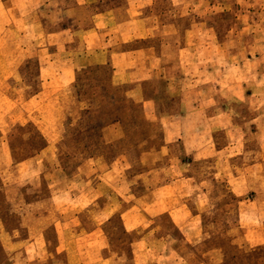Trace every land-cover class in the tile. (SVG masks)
Segmentation results:
<instances>
[{"label":"rangeland","instance_id":"obj_1","mask_svg":"<svg viewBox=\"0 0 264 264\" xmlns=\"http://www.w3.org/2000/svg\"><path fill=\"white\" fill-rule=\"evenodd\" d=\"M82 1L52 0V6L41 12V20L18 23L25 31L40 34L34 39L17 38L13 31L19 30L17 23H10L13 33L8 43L25 49L14 53L25 61L18 73L11 71L10 86L1 84L5 75L0 70V96L10 116L0 118L7 125L29 121L36 131L31 139L49 144L21 166L19 181L9 184L6 196L11 212L20 220H31L34 204L43 214L52 253V224L73 220L76 211L89 206L99 193L98 207L135 206L141 213L147 209L146 224L155 227L156 238L180 237L165 211L174 212L186 239L195 234L197 242L192 245L186 241L170 245L176 252L170 253L166 264H264V0H158L146 10L152 20L138 23L131 16L139 10L137 4L125 7L126 0H99L103 5L96 6L97 0H88L94 3L79 5ZM115 4L122 5L119 13L130 16L131 26L142 38L126 45L127 50L153 45L154 52L167 54L168 70L157 71L159 63L154 59L155 75L138 87L156 102L147 109L149 119L140 102L129 99L134 86L114 81L110 64L100 68L81 64L86 55L81 50L82 30L100 24L90 21L97 10L106 18L115 15ZM164 11L208 20H201L202 24L192 18L182 23L170 20L167 34L159 36L161 23L155 16ZM177 24L179 29H189V36L178 33ZM48 31L52 37L42 36ZM92 39L85 37L89 43ZM185 44L192 51L180 59ZM131 58L135 56L125 51L124 60ZM72 74L73 81L66 84ZM214 87H222V97L231 100L199 101L211 96ZM87 95L102 99L103 117L89 122L82 118L89 104ZM111 97L123 100L120 108L114 107ZM181 98L187 100L184 110ZM197 105L203 107L199 112L193 111ZM29 111L30 117H24ZM201 111L220 113L216 124L227 126L225 133L214 137L209 118L197 116ZM181 112L192 117H183L190 145L212 146L216 139L219 146L228 144L226 150L215 158L212 151L194 146L184 150L179 132L170 133L182 127ZM22 187L25 193H18ZM84 213L80 215H89ZM106 230L112 252L120 249L127 254L130 237L120 220L112 219ZM0 234L7 231L0 229ZM5 252L10 253L6 248ZM51 263L52 259L42 264Z\"/></svg>","mask_w":264,"mask_h":264},{"label":"crops","instance_id":"obj_2","mask_svg":"<svg viewBox=\"0 0 264 264\" xmlns=\"http://www.w3.org/2000/svg\"><path fill=\"white\" fill-rule=\"evenodd\" d=\"M97 1L98 2L95 3L96 6L103 5L99 0ZM157 2L158 0H152L151 2L149 0H126L124 6L131 7L135 4L139 5L140 8L134 15L130 13L132 18L137 17L134 20L138 23L152 20L153 15L148 14L146 10ZM93 3L94 1L83 0L79 2V5H90ZM50 6H52V0H33V2L30 0H0V70L3 71L5 75L2 78V85L10 86V84H12L14 72L11 71L16 70L18 73V70L23 64L22 62L25 61L24 58L14 56V53L17 52L22 54L25 52V49L22 47L10 46L8 43L11 37L10 34L14 31L17 38H36L38 35H36L35 31H25V29L19 27L18 23L30 22L31 20L35 22L37 18L39 20L41 12L46 10V7ZM115 6H118L112 10L113 13L115 12V15L112 14L110 18H106L102 11L98 12L97 10V12H94L90 21H97L100 24L98 26L94 25L90 29L82 30L81 50L82 53H86V55L83 54L84 61H82L81 64L83 68L90 66L100 68L110 64L109 66L113 69L112 78L114 81L120 79L121 81H118V83L134 86V88L129 91V99L134 103L140 102V107H142L144 115L146 116L145 118L149 119V117H147V109L150 111L156 102L153 96L144 95L143 91L138 87L149 80L152 75H155L152 68L154 59H158L159 66L156 68L157 71H162L164 68L168 70L169 65L166 60L167 54L165 50L154 52L153 45L149 47H135L131 50H127L125 48L126 45L137 43V41L142 38L137 36L134 31L135 29L131 26L132 19L130 16L119 13L122 5L115 4ZM143 8H145V10ZM151 9H149L150 12ZM48 12H52V10L49 9ZM167 13L168 12L164 11L155 16L156 20L161 23L159 27V36H162L164 33L167 34L166 31L170 28H168V26H170L168 24L170 20H173L175 23H182L183 21L191 20V18L193 22L199 21L200 23L201 20H208V18H196L194 15L191 17L185 13L181 15L178 14L177 16H171ZM108 21L114 24H110ZM10 23H17L19 30L11 29ZM177 27L178 33L182 32L184 38L189 36V29L183 28V25L181 26L183 29H179V24H177ZM193 28L194 26L192 29ZM42 36H48V38H50L52 37V31H48L44 34L42 32ZM88 36L93 37L91 43H89V40L85 41V37ZM38 37H40V34ZM19 48L20 50H18ZM190 50L192 51L189 44L182 46L179 50L180 59H185V55H189ZM125 51H129L130 55L135 56V58H131L129 62H126L124 60ZM181 65H183V63L180 61V66ZM183 67H185V62ZM72 81L73 74L70 75V79L66 84ZM216 88L217 87H214V92L211 96L202 97L199 101L202 103L206 101L215 102L219 98L222 101L231 100L229 97H222V93L225 91L222 87L221 89ZM220 94L221 97L216 99ZM98 98L99 97L95 95H91V97L87 95L86 100H88L87 102H89V104L87 105V109L81 113L83 115L82 118H88V122L91 119L96 120L103 117L104 109H102V105L99 103L102 102V99ZM4 101L5 98L0 96L1 118L10 117L9 111L4 107ZM111 102L115 105H113L114 107L117 106L120 108V103L123 102V100L117 97H111ZM179 102L182 110L188 105L186 104L187 100L185 98H181ZM199 106L200 107L197 105L193 111L199 112V110L203 109L202 105ZM30 114H32V112H25L23 116L29 118ZM203 114L208 117L213 124L209 132H211L214 137L219 132L225 133L227 126L218 128L216 124V118L222 116L220 113H208L203 111L202 114H198L197 116L202 117ZM179 115L182 116L183 119L182 127H175L170 133L175 130L179 132V138L182 139L181 144L184 150H192L190 146H194L198 149H205L209 152L212 151L211 153L213 156L211 158H215L218 154L223 153L222 150H226L225 146H228V144L219 146L216 139L212 142V146L210 143L200 146L190 145L191 143L187 138L188 134L186 135L188 130L187 128L183 129V124L186 121L183 117L187 116L189 118L191 115L189 113L183 114V112ZM25 123L7 125V123L2 124V119L0 122V223L2 224L0 225V229L7 231L6 235L0 234L1 264H42L50 259H52L51 264H166V262L171 260L170 253L176 252L175 246L170 245H178V243L185 241L189 245H192L197 242V240H193L196 238L195 234H191L190 239H186L181 225L174 220L173 211H165L164 213L171 219L172 225L178 231L180 237L178 236L175 238V241H171L169 235L156 238L155 227L151 222L146 224L148 215L150 214L147 209H145V213H141V211H137V207L135 206H130L126 209H122L120 205L115 207L114 204L98 207L97 200L100 198L101 194L96 193V199L94 201L92 200L89 206H82L78 212L76 211L78 214L73 220L65 218L63 221H55V224H52V233H55V239L52 238V253L48 251L50 242L46 238L47 227L42 223V212H40L38 208V210H36V207L32 204L34 211L31 220L28 219L25 221L24 218L20 220L19 217L17 218V216L11 212L6 196L9 190V184L18 182V177L22 176V171H20L21 166H23L26 161L35 159L49 146L47 141L38 142V140H32L31 135L35 134V128L29 121L27 124ZM98 128L99 127H97L96 130H99ZM165 130V137L167 138L169 131L167 132L166 128ZM25 191V187H22L18 193H25ZM79 194L83 197V193ZM79 194H75V197H78ZM129 194L131 196L134 195L133 193ZM52 197L54 198V196ZM83 211L86 212L84 214L89 215L82 217L80 214L83 213ZM53 213L52 206V218L54 217ZM116 217L120 220L123 232L130 237L128 241L129 251L127 254L121 253L120 249L115 252H112L111 249L112 240L106 230V225ZM24 230H26L28 234L26 236H20V232ZM14 231H16V234H13ZM136 235H138V237H136ZM5 248L10 252L8 254L10 255L9 258L5 252Z\"/></svg>","mask_w":264,"mask_h":264},{"label":"trees","instance_id":"obj_3","mask_svg":"<svg viewBox=\"0 0 264 264\" xmlns=\"http://www.w3.org/2000/svg\"><path fill=\"white\" fill-rule=\"evenodd\" d=\"M38 137V136H37ZM39 138V137H38ZM38 142H41V141H38Z\"/></svg>","mask_w":264,"mask_h":264}]
</instances>
